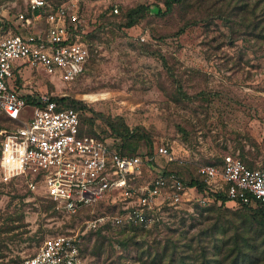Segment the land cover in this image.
Segmentation results:
<instances>
[{
	"label": "rangeland",
	"instance_id": "374dc122",
	"mask_svg": "<svg viewBox=\"0 0 264 264\" xmlns=\"http://www.w3.org/2000/svg\"><path fill=\"white\" fill-rule=\"evenodd\" d=\"M48 1L78 15L90 51L83 73L63 82L25 65L13 70L10 86L80 101L83 131L109 143L118 139L107 121L121 117L135 152L164 146L172 161L156 155L154 166L186 181L224 153L264 164V0H180L161 14L154 6L163 11L164 0ZM138 4L150 11L126 26ZM19 12H27L22 0H0V34L13 32ZM42 24L40 18L27 29ZM176 84L195 97L181 99ZM0 127L14 125L0 116ZM143 172L146 183L150 172ZM200 197L189 189L154 225L95 229L102 222L92 227L89 220L114 214L117 205L66 215L42 191L0 182V264H16L56 234L81 238V264H264V224L232 201L198 203Z\"/></svg>",
	"mask_w": 264,
	"mask_h": 264
},
{
	"label": "built area",
	"instance_id": "2783aa9c",
	"mask_svg": "<svg viewBox=\"0 0 264 264\" xmlns=\"http://www.w3.org/2000/svg\"><path fill=\"white\" fill-rule=\"evenodd\" d=\"M22 1L27 12L15 16L18 31L0 34V114L16 122L14 127H0V181L42 191L66 215L102 202L117 205L114 214L92 218L88 226L104 219L120 227L152 225L162 210L181 203L189 189H197L186 187L175 171L154 166L156 155L172 161L164 146L153 147L151 155L119 153L106 140L81 132L73 108L59 107L48 94L20 93L8 84L13 70L25 65L60 81H73L90 55L80 38L76 12L48 0ZM111 10L117 12V7ZM40 18L43 24L29 31L28 25ZM22 94L33 95L37 104L30 105ZM143 170L150 172L146 183L140 182ZM196 171L211 191L249 206L258 204L264 212V164L250 166L224 153L218 163L199 164ZM197 201L212 200L201 196ZM79 242L77 234L47 237L16 264H81Z\"/></svg>",
	"mask_w": 264,
	"mask_h": 264
},
{
	"label": "trees",
	"instance_id": "16d2710c",
	"mask_svg": "<svg viewBox=\"0 0 264 264\" xmlns=\"http://www.w3.org/2000/svg\"><path fill=\"white\" fill-rule=\"evenodd\" d=\"M180 0H164V4H165V8L163 11H160L158 6H154L155 7V13L157 14H161L164 11L168 10L170 3L172 2H179ZM144 11L148 12L150 11V7L147 5H143V4H138L134 7H132L125 15L126 17V21H125V25L129 26L132 25L135 21V19L138 17V15H141ZM18 29L17 27H15V29H13V32H17ZM86 36L81 34V39L84 40L87 44H88V48H89V43L86 41ZM90 52V51H89ZM160 56V55H159ZM161 60H162V64L165 68H167L164 59L162 58V56H160ZM168 69V68H167ZM79 77V76H78ZM77 77V78H78ZM76 78V79H77ZM74 81V80H73ZM174 82H176V80L173 79ZM16 89V87H15ZM175 92L176 94L181 98V99H186V100H191L195 97V95H188L186 94L181 86L179 84H176L175 87ZM34 95V94H33ZM31 96L29 94H22V96L25 98L26 102L29 103L30 105H34L37 104L35 97ZM49 98L53 101H55V103L59 106V107H70L73 108L74 110L77 111L78 114V120H79V127H80V131L81 132H85L83 131L82 127H81V120L79 117V113L80 110L86 109L85 105L82 104L80 101L76 100V99H72V98H68L64 95H49ZM87 111L92 112V110L90 108H87ZM0 116L4 117V119L15 125L16 122H13L11 120L8 119V117L4 114H0ZM114 121H107L108 124V129L110 130L109 133L112 134V136H114L115 138L118 139V143H112L111 145L112 147L119 153H125V154H134L137 153L134 151V148L132 147V144L130 143V139L133 138V131L131 129H129L122 121L121 117H116L115 119H113ZM87 133V132H86ZM91 134L95 137H97L100 140H105L99 136H97L94 133H88ZM153 153V151H149V152H145L142 154H147V155H151ZM220 161L216 160V161H210V162H205V163H218ZM197 177L194 178H190L189 180H183V183L185 184L186 187H195L197 189V191L201 194V196L206 197L211 199L212 201H218L220 203H224L226 201H232L233 203H236L237 205H239L240 207H242L243 209L247 210L248 212H250V214L252 215V217L254 219H256L259 223L264 224V212H263V208L261 206H259L258 204L256 206H249L237 199L235 200H230L228 199L222 192H214L211 191L208 186L203 182V180L201 179V177L198 175L197 171H196ZM1 182V181H0ZM3 183H7V182H3ZM30 192V191H27ZM50 200V199H49ZM51 201V200H50ZM198 202V201H197ZM52 203L55 205V203L52 201ZM197 204V203H196ZM109 205V204H107ZM56 206V205H55ZM110 207H114L109 205ZM57 208V207H56ZM58 209V208H57ZM72 215V216H76ZM13 219H15V217L9 216L8 217V222L12 221ZM107 221L105 222V220L100 223L96 228H109V229H113V225L110 223V221L108 219H106ZM157 222H154L152 225L156 224ZM6 229H9V226H5ZM120 227V226H118ZM121 228H136V226H125V227H121ZM4 229V228H3ZM98 230V229H97ZM80 238V237H79ZM81 245V238H80V242H79V247ZM241 259V258H240ZM235 260H239L237 257L233 259V261Z\"/></svg>",
	"mask_w": 264,
	"mask_h": 264
},
{
	"label": "crops",
	"instance_id": "0c3cea01",
	"mask_svg": "<svg viewBox=\"0 0 264 264\" xmlns=\"http://www.w3.org/2000/svg\"><path fill=\"white\" fill-rule=\"evenodd\" d=\"M14 86L16 87V84L14 83ZM16 89H17V87H16ZM18 90V89H17Z\"/></svg>",
	"mask_w": 264,
	"mask_h": 264
}]
</instances>
